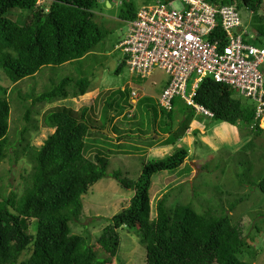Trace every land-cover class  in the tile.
<instances>
[{"label": "trees", "instance_id": "16d2710c", "mask_svg": "<svg viewBox=\"0 0 264 264\" xmlns=\"http://www.w3.org/2000/svg\"><path fill=\"white\" fill-rule=\"evenodd\" d=\"M40 1L0 0V71L16 83L35 75L45 65L77 62L78 75L64 76L39 93L23 94L20 90L18 96L21 100L32 97L34 104L83 95L89 90L93 74L85 71L84 65L97 55L93 51L108 32L95 19V9L101 1L106 6V0H45L44 4ZM211 1L219 5L238 1L250 8L254 13L251 23L258 33L250 41H262L264 0ZM116 3L122 5L120 14L124 19L135 18L139 6L134 0ZM16 10L28 12L22 22L13 16ZM123 65L124 61L116 72ZM6 94L7 88L0 85V163L12 147L8 137L11 101ZM124 94L120 87L108 106L121 111L124 104L120 97ZM195 100L213 111L212 119L247 125L255 133L264 130L255 119V108L245 103L232 86L211 76L201 81ZM148 106L158 116V106ZM26 108L24 117L29 121L30 108ZM88 108H50L44 122L54 131L39 146L25 139L28 127L20 130V147L14 150V156H26L31 168L21 174L20 192L7 189L0 193V264H106L118 255L119 229L123 227L145 247L147 264H252L244 256L254 257L259 250L248 243L242 226L234 224L226 210L199 212L190 202L168 204L169 194L164 193L157 199L156 215L152 217L149 189L153 175L178 168L188 157V149L179 147L162 158L143 161L136 178L124 176L120 169L109 172L108 156L98 150L89 158L84 150L88 133L93 128H105L112 116L99 125L89 117ZM160 111L171 119L178 112L186 115L190 111L194 115L192 106L178 97L173 99L170 109L162 107ZM153 131L155 136L159 134L155 128ZM23 141L26 142L21 144ZM245 147L252 148V143L247 142ZM105 176L115 178L134 193L129 203L110 218L96 244H91L88 234L72 232L70 222L82 214L83 194ZM250 183L264 194V170ZM243 198L230 203V209ZM31 223L34 233L28 229ZM27 250L29 255L23 257Z\"/></svg>", "mask_w": 264, "mask_h": 264}, {"label": "rangeland", "instance_id": "374dc122", "mask_svg": "<svg viewBox=\"0 0 264 264\" xmlns=\"http://www.w3.org/2000/svg\"><path fill=\"white\" fill-rule=\"evenodd\" d=\"M116 1L121 0H114L111 6H105L101 1L95 9V19L104 24L108 32L93 51L97 55L84 65L85 71H93L89 90L85 94L52 103L34 104L32 97L21 100L18 96L20 90L23 94L39 93L64 76L78 75L80 68L77 62L45 65L35 75L16 83L0 71V85L7 88L6 96L11 101L8 137L9 146H12L0 163V193L7 189L20 192L23 186L21 174L31 168V161L26 156L21 154L18 159L14 156V150L20 147V130L24 126L28 127L25 139L31 145L39 146L54 131L44 122V115L50 108L65 105L80 110L87 106L89 117L99 125L106 122L107 116H112V121L106 122L105 128H93L88 133L84 150L89 158H93L98 150L108 156L109 172L120 169L124 176L136 178L141 172L143 161L162 158L179 147L189 150L188 157L178 168L153 175L149 189L152 217L156 215L157 199L164 193L169 194L168 204L174 201L190 202L199 212L220 213L226 210L232 222L242 226L248 243L259 250L254 257L244 258L251 260L252 264H264V194L250 183L264 170V130L255 133L247 125H231L204 115L192 116L190 111L186 115L178 112L171 119L159 107V114L155 117L148 105L158 106L161 86L166 83L167 74L162 69H155L151 76L142 79L132 74L125 65L116 72L124 61V53L118 44L128 32V20L121 16L122 5ZM134 2L140 6L145 0ZM237 2L234 4L237 8L240 6L238 9L243 26L255 36L251 23L253 11ZM40 3L44 4L45 0ZM175 4L179 5V2L175 1ZM27 14L16 10L13 16L22 22ZM254 44L260 46L262 42ZM260 69L264 72V62ZM120 87L125 91L124 97H120L124 107L116 111L108 106V102L119 92ZM242 99L247 104L252 103L249 98ZM131 101L136 105L134 110L131 109ZM26 106L30 108L29 121L24 117ZM261 127L264 128V122ZM154 128L159 135L155 136ZM247 142L252 143V148L245 147ZM133 193L123 188L113 177L99 179L83 194V211L79 219L70 222L72 232L88 234L90 243L96 244V238L110 218L129 203ZM241 197H244L243 200L230 209V203ZM33 223L28 228L31 233L35 232ZM119 231L121 244L118 255L106 264H147L146 249L134 233L125 227ZM28 255L29 250L22 256Z\"/></svg>", "mask_w": 264, "mask_h": 264}, {"label": "built area", "instance_id": "2783aa9c", "mask_svg": "<svg viewBox=\"0 0 264 264\" xmlns=\"http://www.w3.org/2000/svg\"><path fill=\"white\" fill-rule=\"evenodd\" d=\"M255 36L243 26L234 3L154 0L142 3L135 18L128 20V32L118 47L135 76L146 77L155 69L167 74L158 98L161 107L170 109L178 97L196 113L212 115L195 101L200 82L211 76L249 98L257 118L264 121V36L260 46L250 41Z\"/></svg>", "mask_w": 264, "mask_h": 264}, {"label": "clouds", "instance_id": "9594fccd", "mask_svg": "<svg viewBox=\"0 0 264 264\" xmlns=\"http://www.w3.org/2000/svg\"><path fill=\"white\" fill-rule=\"evenodd\" d=\"M112 5V4H111ZM256 34H258V33H256ZM152 75V73L150 74V75H148V76H146V77H143L142 79H145V78H147V77H149V76H151ZM201 83V82H200ZM166 84H167V80H166V83H164L162 86H161V93H162V91L164 90V88L166 87ZM200 85V84H199ZM228 85H230V84H228ZM231 86V85H230ZM198 88H199V86H198ZM198 88H197V91H198ZM233 88V87H232ZM234 89V88H233ZM235 90V89H234ZM133 91H135V90H133ZM197 91H196V95H197ZM235 92L238 94V95H240V96H242V97H245V96H243V95H241V94H239L236 90H235ZM160 93V94H161ZM195 95V96H196ZM159 98V97H158ZM247 98V97H246ZM196 101V100H195ZM184 102V101H183ZM197 102V101H196ZM252 102V101H251ZM185 103V102H184ZM197 103H199V102H197ZM185 104H187V103H185ZM201 104V103H200ZM131 109H135V107H136V105H134L133 103H132V101H131ZM189 105V104H188ZM203 105V104H202ZM251 105L255 108V119L259 122V124H260V126H261V124L264 122H261V120L259 119V118H257V116H256V106L254 105V103L252 102L251 103ZM191 106V105H190ZM205 106V105H204ZM158 107L161 109L162 107L159 105V103H158ZM206 107V106H205ZM209 109V108H208ZM192 110L194 111V114H195V116L196 115H199V116H201V115H204V116H208V117H212L213 116V111L210 109V111H212V115H205L204 113H196L195 112V110H194V108H193V106H192ZM127 114H130V113H127ZM159 135V134H158Z\"/></svg>", "mask_w": 264, "mask_h": 264}, {"label": "water", "instance_id": "95a60500", "mask_svg": "<svg viewBox=\"0 0 264 264\" xmlns=\"http://www.w3.org/2000/svg\"><path fill=\"white\" fill-rule=\"evenodd\" d=\"M106 4H107L108 6H111V2H110L109 0H106ZM104 130L107 131V129H104Z\"/></svg>", "mask_w": 264, "mask_h": 264}]
</instances>
